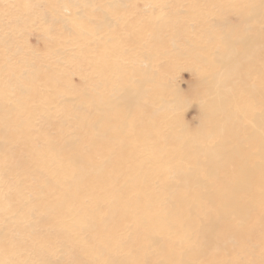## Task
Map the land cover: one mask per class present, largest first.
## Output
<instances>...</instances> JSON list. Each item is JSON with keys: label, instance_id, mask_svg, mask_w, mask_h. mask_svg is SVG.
Returning <instances> with one entry per match:
<instances>
[{"label": "rangeland", "instance_id": "obj_1", "mask_svg": "<svg viewBox=\"0 0 264 264\" xmlns=\"http://www.w3.org/2000/svg\"><path fill=\"white\" fill-rule=\"evenodd\" d=\"M76 30L84 35L78 36ZM251 36L258 37L264 46V0H0V159L9 152L11 161L10 168H0V264H109L105 258L111 251V256L122 250L132 255L135 239L130 228L120 231L122 237L110 248L103 247L101 241L126 221L107 225L100 235L87 223L82 224L77 214L63 217L64 224L42 214L38 183L47 176H40L36 168L25 172L19 165L26 160L27 146L40 150L44 141L66 142L67 136L77 145L79 112L88 114L92 133L100 132L102 123L97 121L95 102L101 97L113 99L121 111L126 108L127 88L138 86L142 80L149 91L138 104L126 108L127 124L144 121V129L148 128L152 123L148 109L154 104L163 107L157 114L168 116L166 121L157 122L160 138L153 137L154 143L168 146L175 133L182 141L188 139L189 149L196 143L216 145L220 138L219 144L229 146L231 138L222 132L219 135L215 127H225V120L229 124L246 121L236 106L242 91L239 88L245 89L240 80H226L230 92L236 91L229 101L236 114L210 126H204L202 114L209 109L222 117L212 108L220 98L213 77L222 67L219 55L227 52L232 56L229 49L243 50L256 43ZM262 62L256 61L254 67ZM239 69L245 77L247 69ZM255 76L256 72L252 79ZM148 79L156 81L155 87ZM249 80L247 84L253 85ZM83 92L88 96L86 108L79 106L78 94ZM9 120L18 123L16 129H25V135L12 137L2 127ZM200 128L203 133L213 131L209 142L196 137ZM150 132L149 128L146 134ZM152 141L144 143L145 148ZM109 144L112 151L120 146L119 142ZM254 152L251 150V157ZM240 160L236 159L235 167ZM155 182L151 185L154 195L159 204H165L170 197L158 180ZM117 188L112 190L117 198L110 207L127 200L118 197ZM208 190L213 191H201ZM64 204L69 207L70 201ZM200 217L196 216L195 222H205ZM133 223L129 221L130 226ZM67 226L72 228L70 232ZM201 232L194 224L188 230L186 246L170 245L159 255H155L157 247L151 248L153 255H148L144 264H170L172 255L185 256L190 259L187 264H264V242H257L263 235L258 229L246 234L254 245L244 247L236 235L238 241L224 250L228 253L210 249L205 255L197 247ZM229 233H217L216 237L225 238Z\"/></svg>", "mask_w": 264, "mask_h": 264}, {"label": "bare ground", "instance_id": "obj_2", "mask_svg": "<svg viewBox=\"0 0 264 264\" xmlns=\"http://www.w3.org/2000/svg\"><path fill=\"white\" fill-rule=\"evenodd\" d=\"M76 33L78 36L84 35L79 30H76ZM257 38L251 36V39L257 42L243 50L229 49L232 56L227 52L219 55L218 60L222 67L220 70L216 69L218 73L213 74V77L214 85L219 87L220 98L212 108L219 110L222 117H217L218 114H213L214 112L209 109L202 114L204 123L206 122L204 126H210L216 121L221 124L223 119L234 115V110H231L233 104L229 101L232 93L235 94L236 91L230 92V82L226 80H240L245 89L239 88L242 90L241 92L238 90L240 101L238 100V104L235 105L239 109L237 112L241 113L246 121L229 124L225 120L223 122L225 127H215L219 135L222 132L223 135L231 138L230 143L235 144L229 143V146L225 143L219 144L221 140L219 137L220 140L216 145L199 146L200 143L199 145L196 143L189 149L188 139L182 141L180 135L175 133H171L174 136L170 138L172 144L168 146L154 143L153 137L160 138L155 129L159 126L157 122L166 121L168 118L167 115L157 114L162 110V106L160 109L152 104L148 109L152 123L146 129H144V121L136 125H133L135 123L133 120L130 124L125 121V118L129 117L128 113H125L126 108L138 104L140 98L149 91L144 87L142 80L138 86L127 88L124 96V108H126H122V112L118 111V103L113 99L109 101L101 97L95 102L97 121L102 123L100 132L92 133V130L88 129V123H90L88 114L79 112L77 116L80 128L77 131L79 137L77 145H73V140L67 136L66 142L63 139L44 141L42 148L39 146L40 150L27 146L26 160L19 165H22L25 172H28L29 168H36L40 176H47V179L42 178L38 183L41 190L37 197L40 198L39 210L42 214L51 221L56 219L63 224L65 221L63 217L77 214L82 218V224L87 223L100 235L107 225L118 226L126 221L120 229L109 232L101 238L102 245L106 246L105 248L112 247L114 241L122 237L120 231H127L130 228L135 239L134 252L128 256V251L122 250L111 256L113 253L111 251L105 258V263L109 264H144L145 259H149L148 255H153L151 248L157 247L155 255H159L166 253L170 245L184 247L188 240L186 237L188 230L192 229L194 224L202 230L197 239V247L204 255L210 249L224 252L231 244L238 241L235 238L236 235L244 247L246 244L254 245L253 240L246 236L252 229L262 232V241L257 242L263 243L264 46L258 42ZM255 46H258L257 50ZM258 60H263V65L261 63L260 67L256 68L254 64ZM240 66L248 71L245 77L239 74ZM254 71L256 76L252 79ZM248 79L253 81V85L247 84ZM148 81L155 87V80L148 79ZM145 83L147 84L146 79ZM230 86L233 85L230 84ZM87 98L85 92L83 95L78 94L81 108H86ZM132 118L136 119L135 116ZM5 122L6 126L2 124V127L6 131L9 130L12 137L25 135L26 130L16 129L18 123L16 125L14 120ZM149 128L152 132L146 134ZM59 131L63 137V130L60 128ZM241 132L246 133V136H241ZM66 135L70 134L66 133ZM212 135L213 131L203 133L202 129L201 133H196V137L204 142ZM105 137L108 139L106 140ZM26 139L29 140L28 137ZM146 139L152 142L145 148ZM191 141L194 142V140ZM109 142L111 144L119 142L120 146L113 147L112 151ZM253 149L255 152L251 157L250 152ZM9 155V152L7 155L3 154L0 159V168H4L5 165V167L10 166L8 165L11 164ZM106 158L107 161H104ZM238 158L241 160L235 167V161ZM191 163L194 164L193 167L189 165ZM16 165L17 163L15 167ZM11 166L14 168L13 165ZM157 180L170 197L165 204H159L158 197L154 195L151 188ZM46 185H51L53 188ZM115 186H118L116 189L118 197L123 196L127 200L110 207L109 205L113 203L112 199L117 198L112 193ZM202 188H212L213 191L202 192ZM175 190L178 191L175 192ZM133 192L136 195L129 196ZM66 200L70 201L69 207L64 204ZM99 203H102V206ZM196 216H201L205 222H195ZM130 220H134L132 226L129 225ZM194 228L197 229V227ZM65 229L70 232L68 229L72 228L67 226ZM227 232H231L230 236L216 237L217 233L221 235ZM130 235L132 234L129 233L128 236ZM224 253H228V250ZM171 260L173 262L168 261V263L187 264L190 259H185V256L181 255H172Z\"/></svg>", "mask_w": 264, "mask_h": 264}]
</instances>
